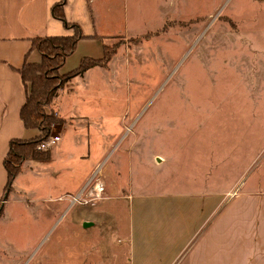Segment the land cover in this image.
I'll return each instance as SVG.
<instances>
[{
	"label": "rangeland",
	"instance_id": "1",
	"mask_svg": "<svg viewBox=\"0 0 264 264\" xmlns=\"http://www.w3.org/2000/svg\"><path fill=\"white\" fill-rule=\"evenodd\" d=\"M68 1L92 38L47 107L61 142L28 158L40 165L2 203L0 264H134L139 198L148 214H176L185 191L213 182L234 189L243 175L264 190V0H96L92 18L87 0ZM25 3L0 0L15 13ZM85 58L92 74L65 78ZM224 164L225 179L208 177ZM172 229L161 264L180 252L172 264H187Z\"/></svg>",
	"mask_w": 264,
	"mask_h": 264
},
{
	"label": "crops",
	"instance_id": "2",
	"mask_svg": "<svg viewBox=\"0 0 264 264\" xmlns=\"http://www.w3.org/2000/svg\"><path fill=\"white\" fill-rule=\"evenodd\" d=\"M58 1L60 0H26L22 10L17 13L14 12L16 6L0 5V198L8 181L4 159L9 152L11 140L31 138L37 134L35 131H28L21 118L27 89L17 69L22 68L27 59L31 62L42 59L41 53L33 47L34 37L74 34L73 29L65 30L64 26L57 24L60 21L52 15V6ZM95 1L87 0L85 4L91 18ZM73 6V2L68 1L65 7L67 18L72 22L82 23ZM166 8L167 2L164 13ZM85 34L88 37L80 41V48L92 38V34ZM71 58L72 56L69 57ZM84 73L92 74V68ZM241 149L237 144L229 148L233 156L237 154L240 157ZM26 160V168L15 179L11 194L17 195L14 188L18 186L19 179L30 173L35 165H40L35 159ZM216 160L221 161V158ZM227 165L224 164L216 172L213 165L208 177L221 181ZM91 178L92 176L90 180ZM242 178L243 175L238 176L234 189H215L213 187L219 185L212 181V185H208L210 188L185 191L186 195L182 197L183 210L178 206L180 211L176 214H148L145 212L144 200L139 198L138 217L132 222L130 233L134 264L144 260L147 251L149 254L145 259H150V264H161L160 251L156 248H159L158 244L167 242L168 235L176 234L175 229L168 233L169 224L178 225L180 237L176 242L184 244L185 254L190 255L187 264H264V190L248 189L247 181ZM79 194L80 192L77 196ZM227 195L229 197L226 201ZM234 197H238L237 201L229 206ZM8 203L0 225L7 219Z\"/></svg>",
	"mask_w": 264,
	"mask_h": 264
},
{
	"label": "trees",
	"instance_id": "3",
	"mask_svg": "<svg viewBox=\"0 0 264 264\" xmlns=\"http://www.w3.org/2000/svg\"><path fill=\"white\" fill-rule=\"evenodd\" d=\"M68 0H60L52 6V15L64 23L66 28L75 32L72 35L37 36L33 38V47L37 49L42 59L31 62L27 59L22 68L17 69L27 89L26 101L21 109V118L28 131L37 132L31 138H14L4 159L8 172V181L0 198V219L4 213L2 203L8 200L15 179L23 170V163L29 157H42L44 152L38 147L53 132L55 124L63 123V119L47 112V107L57 96V91L64 82L59 74L62 73L67 60L72 56L83 38L88 37L78 22L67 18L65 7ZM110 47H106L107 55L99 59L109 61ZM96 62V61H95ZM98 62V61H97ZM92 58H85L75 70L63 74L65 78L82 75L94 65ZM62 75V74H61Z\"/></svg>",
	"mask_w": 264,
	"mask_h": 264
},
{
	"label": "built area",
	"instance_id": "4",
	"mask_svg": "<svg viewBox=\"0 0 264 264\" xmlns=\"http://www.w3.org/2000/svg\"><path fill=\"white\" fill-rule=\"evenodd\" d=\"M61 136L50 135L38 146L41 150H49L50 148L58 145L61 142ZM79 200V195L74 198V201Z\"/></svg>",
	"mask_w": 264,
	"mask_h": 264
}]
</instances>
